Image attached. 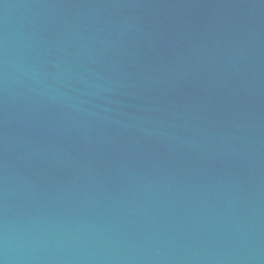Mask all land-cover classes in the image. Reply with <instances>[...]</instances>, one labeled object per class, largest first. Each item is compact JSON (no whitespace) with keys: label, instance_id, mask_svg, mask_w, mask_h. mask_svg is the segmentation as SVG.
<instances>
[{"label":"water","instance_id":"1","mask_svg":"<svg viewBox=\"0 0 264 264\" xmlns=\"http://www.w3.org/2000/svg\"><path fill=\"white\" fill-rule=\"evenodd\" d=\"M0 264H264V0H0Z\"/></svg>","mask_w":264,"mask_h":264}]
</instances>
